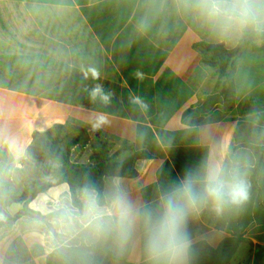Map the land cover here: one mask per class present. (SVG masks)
Listing matches in <instances>:
<instances>
[{"label":"crops","instance_id":"0c3cea01","mask_svg":"<svg viewBox=\"0 0 264 264\" xmlns=\"http://www.w3.org/2000/svg\"><path fill=\"white\" fill-rule=\"evenodd\" d=\"M198 3L0 0V218L11 198L43 176L28 155L33 134L59 128L74 164L148 155L136 160L134 178L105 182V194L118 181L140 208L155 209L186 173L203 176L221 159L238 164L247 200L221 214L200 209L188 231L192 245L212 248L241 237L229 264H264V152L257 151L264 149V50L245 46L236 55L235 95L226 101L197 45L232 50L244 27L210 23ZM256 3L264 8V0ZM97 86L102 93L93 96ZM83 189L76 190L80 205ZM24 201L0 226V264H46L61 246L98 242L82 225L54 226L56 209L78 208L67 184ZM145 240L142 221L122 245L112 238L110 264H152Z\"/></svg>","mask_w":264,"mask_h":264},{"label":"clouds","instance_id":"9594fccd","mask_svg":"<svg viewBox=\"0 0 264 264\" xmlns=\"http://www.w3.org/2000/svg\"><path fill=\"white\" fill-rule=\"evenodd\" d=\"M198 10L210 23L224 29L264 26V8L256 0H199ZM102 93L100 86L93 96ZM107 100V96L102 97ZM248 198V185L238 164L226 167L223 159L207 166L203 176L186 173L180 184L160 195L158 206L137 207L118 181L101 204L94 186L83 189L81 206L56 209L54 226L82 225L94 240L113 237L119 244L129 238L134 226L146 227L145 247L152 264H187L192 246L189 218L204 207L217 214L239 206Z\"/></svg>","mask_w":264,"mask_h":264},{"label":"trees","instance_id":"16d2710c","mask_svg":"<svg viewBox=\"0 0 264 264\" xmlns=\"http://www.w3.org/2000/svg\"><path fill=\"white\" fill-rule=\"evenodd\" d=\"M258 41L264 43V31L248 26L243 28L240 42L232 50L226 49L222 44L200 43L197 45L202 65L215 69L216 88L220 89L226 101L232 100L235 95L236 55L245 46H251L254 50H264V45L259 48L255 47L254 44ZM32 139L33 143L28 155L40 163L43 176L41 179L32 181L19 197L11 198L14 202L31 200L51 187L67 184L74 206L78 208L81 206L76 199V190L88 185L94 186L103 205L106 203V179L134 178L137 175L134 169L136 160L148 157L146 154L136 153L122 162L105 160L95 161L89 165L74 164L69 160V149L61 147L62 139L59 128H55L52 132L34 133ZM257 151L264 152V149L259 148ZM4 190L6 195L10 196L7 190ZM30 214L41 218L37 213L30 212ZM8 219V214L2 211L0 226ZM112 238L111 236L101 238L92 245L82 243L75 247L61 246L47 256L46 264H110L113 259V253L110 250ZM242 242L243 239L238 236L223 239L215 248L203 241L197 242L191 246L188 264H229Z\"/></svg>","mask_w":264,"mask_h":264},{"label":"water","instance_id":"95a60500","mask_svg":"<svg viewBox=\"0 0 264 264\" xmlns=\"http://www.w3.org/2000/svg\"><path fill=\"white\" fill-rule=\"evenodd\" d=\"M24 203L25 201L22 202H13L11 203L7 208H6V213L10 217H14L17 213L22 211L24 209Z\"/></svg>","mask_w":264,"mask_h":264}]
</instances>
